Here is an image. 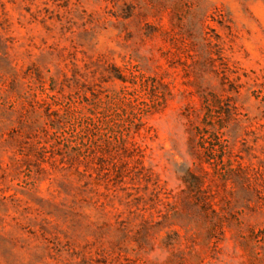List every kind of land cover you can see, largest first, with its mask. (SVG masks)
<instances>
[{
  "label": "rangeland",
  "instance_id": "rangeland-1",
  "mask_svg": "<svg viewBox=\"0 0 264 264\" xmlns=\"http://www.w3.org/2000/svg\"><path fill=\"white\" fill-rule=\"evenodd\" d=\"M0 264H264V0H0Z\"/></svg>",
  "mask_w": 264,
  "mask_h": 264
}]
</instances>
